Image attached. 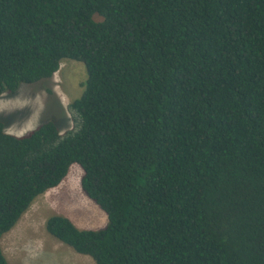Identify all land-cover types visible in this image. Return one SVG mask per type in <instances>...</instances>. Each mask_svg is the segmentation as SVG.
Wrapping results in <instances>:
<instances>
[{
	"label": "trees",
	"instance_id": "16d2710c",
	"mask_svg": "<svg viewBox=\"0 0 264 264\" xmlns=\"http://www.w3.org/2000/svg\"><path fill=\"white\" fill-rule=\"evenodd\" d=\"M65 58L69 128L0 120V240L77 163L106 223L45 230L95 264H264V0H0V95Z\"/></svg>",
	"mask_w": 264,
	"mask_h": 264
},
{
	"label": "rangeland",
	"instance_id": "374dc122",
	"mask_svg": "<svg viewBox=\"0 0 264 264\" xmlns=\"http://www.w3.org/2000/svg\"><path fill=\"white\" fill-rule=\"evenodd\" d=\"M86 69L81 61L63 59L52 77L34 83H22L14 93L0 95V120L7 132L22 134L43 121H53L58 129L71 125L67 104L84 89ZM82 169L74 163L66 177L39 195L16 225L4 233L1 248L8 264H95L45 230L46 219L63 215L78 227L98 229L106 223V214L80 187Z\"/></svg>",
	"mask_w": 264,
	"mask_h": 264
}]
</instances>
